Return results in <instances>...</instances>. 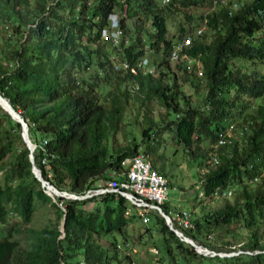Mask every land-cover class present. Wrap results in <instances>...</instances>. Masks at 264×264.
<instances>
[{
    "label": "trees",
    "instance_id": "trees-1",
    "mask_svg": "<svg viewBox=\"0 0 264 264\" xmlns=\"http://www.w3.org/2000/svg\"><path fill=\"white\" fill-rule=\"evenodd\" d=\"M207 1L168 0L159 6L160 0H0V24L9 27L0 47V93L27 122L28 135L36 144L35 164L43 178L61 191L79 195L99 181L119 177L123 160L138 153L149 156L141 150L143 137L137 140L133 135L126 144L114 138L131 97L142 104L157 102L165 113L158 121L148 117L142 136L159 127L157 132L167 130L192 161L204 164L207 155L214 165L204 174L206 196L240 185L231 203L200 212L191 219L192 227L179 229L199 245L217 251L203 232L209 234L232 222L253 228V235L240 248H225L240 252L210 255L181 240L164 217L151 210L153 227L146 229L161 236L159 260L190 264L209 258L216 264H264V241H259L255 230L264 222V102L243 115L242 139L225 133V122L237 109L242 112L251 100L264 96L260 71L264 68V0H227L217 8L212 6L220 0ZM205 3L208 9L200 15L204 28L199 34L193 31L191 43L183 49L193 63L198 62L201 73L187 70L191 61L179 57L176 67L186 75L179 83L170 73L168 55L189 34H180L176 42L165 38L164 12ZM115 8L140 19L126 38L130 30L124 16L119 17L122 34L117 45L101 35ZM149 22L151 30L145 38L142 30ZM146 39L161 53L157 67H164L158 74L114 69L109 47L118 61L134 65L144 56ZM183 83L202 93L199 103L191 104ZM221 135L224 143L213 147ZM206 140L211 146L204 151L201 144ZM213 151L216 163L209 160ZM29 154L19 122L0 106V264H135V252H128L127 225L142 219L134 212L125 213L129 202L114 192L80 199L55 195L54 201L35 177ZM247 179L258 183L251 186ZM45 204L53 207L56 220L31 226L37 205ZM161 207L170 215L167 201Z\"/></svg>",
    "mask_w": 264,
    "mask_h": 264
},
{
    "label": "rangeland",
    "instance_id": "rangeland-1",
    "mask_svg": "<svg viewBox=\"0 0 264 264\" xmlns=\"http://www.w3.org/2000/svg\"><path fill=\"white\" fill-rule=\"evenodd\" d=\"M226 1L227 0H220L214 3L212 7L217 8L219 2L224 3ZM165 2H168V0H160L159 6L164 5ZM207 9L208 4L205 3L202 6H183L180 7L179 10H172L169 12L165 11V24L167 28L165 38L172 40V42H176L179 41L183 36L191 34L195 29L199 27L204 28V21L200 15L206 13ZM114 13L117 19H119L120 16H124L126 26L130 30L126 33V38L129 37V33L135 29L134 26L139 24V17L137 15L127 17L125 16V11L119 8H115ZM139 15H142V13L139 12ZM150 26L151 24L149 22L142 30V34H144L145 38L147 37L146 34L151 30ZM181 28L184 30L181 31ZM6 29H9V27L0 24V47L4 45V39L2 36L4 33H6ZM180 34L182 37L179 39ZM143 48L145 50L144 56H146L150 62L153 61L155 63L156 66L154 65V73L158 74L159 70L164 67H157V62L161 56V53H156L149 46L147 39L144 41ZM109 50L110 57L113 60L114 65L117 64L118 66V55L116 51H114L112 47H109ZM168 60L169 66L171 68L170 73L176 76L177 82L181 83V81L185 80L186 75L181 69L176 67L178 60L170 58V54L168 55ZM198 66V62L193 63V61H191L186 65V68L187 70L195 69L198 73ZM254 66L257 65L254 64ZM257 67L259 68V66ZM260 71L264 72V68L261 67ZM171 76L172 75L166 77V81L169 84L172 82ZM181 88L189 96L192 105L199 103L200 99L202 98V93H196L194 88L187 83H183ZM251 101L252 104L247 108L245 107V110L240 112L238 111L241 109L239 107L240 109H237V112L235 115H233L232 119L226 120L225 133L227 136H233L236 139H242L241 127L244 123L243 115L246 111H251L257 103L264 102V96ZM164 113V108L155 101L142 104L139 99L131 97L126 112L124 113V123L119 132L115 135V142L126 144L133 135L137 138V140H140L142 137L145 139V141L142 142L141 150L143 152L147 150V154L149 155L147 158L152 164L154 163V167L161 174L165 175L168 180L169 188L167 203L171 210V214L177 212L178 210H185L189 213L190 219H192L200 212H213L223 208L226 203H231L236 192L240 189V185L236 186L235 184L229 187L231 190V195L229 197H215L213 195H205V189L203 186L204 174L207 172L209 167L214 165L208 162L207 155L205 157L204 164H198L196 161H192L186 154L185 148L182 145L177 144L167 130H159L157 132V130L160 129L159 127H153V129H151L152 133L149 134V136H142V128L148 124V117L158 121L163 117ZM148 144L150 145V148H147ZM210 146L211 142L209 140H206L201 144V147L204 151L208 150ZM246 182L251 186H255L258 183L257 181H251L248 179ZM132 210L134 213L136 212V209L133 207ZM56 217L57 215L54 212L53 207L49 204L37 205L30 225L34 227H41L44 224H48L56 220ZM146 226L153 227L152 220L146 223L143 221L141 222L140 220H133L127 225L129 239L128 242L136 249V252L133 255L135 264H155V255L152 248L158 249L159 257L162 255L161 250H159L157 246V244L161 242L160 234L154 229H146ZM60 227L62 228V222ZM252 229L253 228H246L239 222H232L230 224L221 225L220 227L216 228L214 232L209 234H205L203 232L202 234L205 237V240H211L216 246H218V249L216 250L220 253V255L223 256L240 252L241 249H236L235 251H226L225 248H240L242 244H245L250 239L251 235H253ZM255 230H257L260 235L259 241L263 242L264 222H260ZM116 236L120 242V236L117 234ZM195 243L198 244L196 241ZM259 251L260 250H255L254 252ZM161 261L166 262L165 259ZM198 261V259H195V261H192L190 264H216L215 260L209 258H203L199 262Z\"/></svg>",
    "mask_w": 264,
    "mask_h": 264
},
{
    "label": "built area",
    "instance_id": "built-area-1",
    "mask_svg": "<svg viewBox=\"0 0 264 264\" xmlns=\"http://www.w3.org/2000/svg\"><path fill=\"white\" fill-rule=\"evenodd\" d=\"M202 30V27L195 29V34H199ZM122 34V30L119 25V19L116 18L115 13L109 15V25L102 29L101 35L103 39H110L114 45H117ZM194 35V33H193ZM192 34H189L181 39L170 50V58L178 59L179 57L184 58L188 61L192 59L184 53V47L188 46L192 41ZM127 40L125 39V42ZM114 65L115 68L121 67L124 70H130L133 73L142 71L144 73H154V65L150 63L146 56H142L134 65H130L127 60L118 61ZM200 74V70L198 71ZM224 143V137L221 135L216 144L219 145ZM210 161L213 163L217 162V156L215 152L210 153ZM124 169L121 172L119 177H111L106 181H101L94 188L88 189L84 194H76L69 192L65 197L69 198H85L92 195H100L105 192H114L123 196L130 204L126 209V214H131L133 212L132 207L136 209V214L142 219L143 222L149 221V212L151 210H156L160 214L165 212L161 205L168 200V180L166 176L161 174L155 167L152 166L150 160L144 153H138L132 158H127L122 161ZM256 179V178H255ZM231 195V190L215 191L213 196L215 197H229ZM166 213V212H165ZM167 214V213H166ZM169 216V224L173 228H182V227H192L193 223L191 222L189 213L185 210H178L177 212L167 214ZM176 225V226H175ZM180 230V229H179ZM119 248L121 244L117 245ZM129 247L128 252H136V249L127 243ZM207 248V247H205ZM209 249V248H207ZM155 255V264H165L164 261L159 260V251L156 248H152ZM205 254H219L214 250H204Z\"/></svg>",
    "mask_w": 264,
    "mask_h": 264
},
{
    "label": "water",
    "instance_id": "water-1",
    "mask_svg": "<svg viewBox=\"0 0 264 264\" xmlns=\"http://www.w3.org/2000/svg\"><path fill=\"white\" fill-rule=\"evenodd\" d=\"M0 98H3V99H6L9 106H10V109L14 111L15 115H13L9 109L5 108L4 106L1 105L0 103V106L7 112L9 113V115L11 116V118H13L14 120L18 121L19 122V125H20V129H21V136H22V139L23 141L25 142V144L28 146V148L30 149V154H29V157H30V160L32 162V171L35 175V177L41 182V185L44 187V191L50 195L52 197V199L54 201H56V198H55V195H61V196H65L66 194H68L69 192L68 191H61L59 190L57 187H55L53 184H51L48 180L44 179L42 174H41V171L40 169L36 166L35 164V160H34V148L36 146L35 143H33L28 135V126H27V122L25 121V119L23 118V116L19 113V111H17L12 105L11 103L9 102V100L7 98H5L1 93H0ZM48 188H53L55 190V192H57L56 194H52ZM163 217H164V220L166 222V224L169 226V228L171 230H173V232L181 239V240H184L185 242L187 243H190L192 246H194L196 248V250L198 252H203L204 250H209L207 248H205L204 246L202 245H199V244H196L195 241L189 237V236H186L185 234H183V232L177 228H173L170 224H169V216L163 212L161 214ZM64 222H65V218L63 219L62 221V228L61 230L63 231L64 230Z\"/></svg>",
    "mask_w": 264,
    "mask_h": 264
},
{
    "label": "bare ground",
    "instance_id": "bare-ground-1",
    "mask_svg": "<svg viewBox=\"0 0 264 264\" xmlns=\"http://www.w3.org/2000/svg\"><path fill=\"white\" fill-rule=\"evenodd\" d=\"M0 103H1V105L4 106L5 108L9 109L10 112H11L13 115H15L14 111L10 109V106H9V104H8V102H7L6 99L0 98ZM15 117H16V115H15ZM48 190H49L52 194H56V193H57V192H55V190H54L53 188H48Z\"/></svg>",
    "mask_w": 264,
    "mask_h": 264
},
{
    "label": "crops",
    "instance_id": "crops-1",
    "mask_svg": "<svg viewBox=\"0 0 264 264\" xmlns=\"http://www.w3.org/2000/svg\"><path fill=\"white\" fill-rule=\"evenodd\" d=\"M100 182H101V181H99L98 183H100ZM98 183H97V184H98Z\"/></svg>",
    "mask_w": 264,
    "mask_h": 264
}]
</instances>
